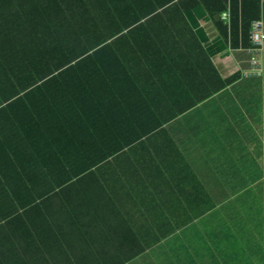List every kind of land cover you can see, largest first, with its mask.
<instances>
[{
	"label": "crops",
	"instance_id": "obj_1",
	"mask_svg": "<svg viewBox=\"0 0 264 264\" xmlns=\"http://www.w3.org/2000/svg\"><path fill=\"white\" fill-rule=\"evenodd\" d=\"M95 1L74 0L73 4L80 13L82 5ZM70 3L0 0V108L10 107L0 116L1 125L13 129L21 119L24 101L10 106L18 96L12 93L23 94L22 78L39 74L23 70V59L25 55L35 58L44 40L56 42V29H62L57 22L69 19L65 6ZM227 11L228 7L223 12ZM222 13L211 17L202 7L187 12L197 42L187 53L178 48L170 54L146 50V64L136 67L133 50L127 48L130 68L117 73L113 84L96 82L90 91L101 95L97 106L110 103L122 129L154 123L149 116L152 107L183 111L163 122L161 131L142 134L136 143L114 153L112 164L97 166L94 174L78 182L32 185L57 191L30 210L32 238H40L39 244L44 245L38 247L33 240L31 249H25L31 264H236L220 246L230 222L222 229L216 220L223 216L230 220L229 212L240 204H257L264 217V48L262 74L244 77L248 46L235 38L231 42L230 32L222 33L220 28L229 26ZM254 20L264 25V0ZM205 57L222 78H232L217 91ZM69 73L81 75L76 70ZM12 77L15 85L9 80ZM210 91L211 95L200 98ZM132 137L120 132L112 139ZM1 151L5 147L0 145ZM3 159L0 163L5 164ZM71 170L65 166L54 171ZM229 204L235 207L217 213V208ZM261 232L264 264V220ZM26 233L20 231L22 236ZM200 235L208 237L207 245L184 244V238ZM252 238L247 252L254 255L260 244ZM245 264H249L247 257Z\"/></svg>",
	"mask_w": 264,
	"mask_h": 264
},
{
	"label": "trees",
	"instance_id": "obj_2",
	"mask_svg": "<svg viewBox=\"0 0 264 264\" xmlns=\"http://www.w3.org/2000/svg\"><path fill=\"white\" fill-rule=\"evenodd\" d=\"M70 1L65 6L69 19L57 22L62 29H56V42L48 44L44 40L35 58L25 55L23 59V70H37L39 74L22 78L23 94L12 93L18 96L10 100V106L24 101L21 119L13 129L10 124H0V145L5 147L0 160L4 156L6 161L0 163V264H31L25 249H31L33 240L36 246L44 248L39 244L40 238H32L29 213L33 204L39 205V201L57 190L32 187L35 182H51L53 186L65 181L78 182L94 174L97 166L112 164L113 154L136 143L142 134L161 131L163 122L183 111L152 107L149 116L154 123L135 124L126 130L116 124L121 119L114 117L110 103L97 106L101 95L90 90L98 80L113 84L117 73L130 68L132 58L127 48L133 50L136 67L146 64V50L156 49L159 53L163 49L170 54L178 48L187 53L186 49L197 42L186 14L198 7L211 17L228 7L229 26L224 24L220 29L226 36L230 32L231 42L235 38L247 47L251 21L260 15V0H96L93 5H82L80 13L76 12L74 0ZM220 20L217 18V23ZM205 59L210 74H215L216 91L232 80L222 78L212 62ZM70 70L81 75L72 76ZM9 80L15 85V78ZM7 110L9 106L0 108V116ZM70 115L73 117H66ZM120 132L133 137L113 140L112 136ZM19 142L24 146H15ZM65 166L72 170L58 171L59 174L54 171ZM24 229L27 233L22 236L20 231Z\"/></svg>",
	"mask_w": 264,
	"mask_h": 264
},
{
	"label": "rangeland",
	"instance_id": "obj_3",
	"mask_svg": "<svg viewBox=\"0 0 264 264\" xmlns=\"http://www.w3.org/2000/svg\"><path fill=\"white\" fill-rule=\"evenodd\" d=\"M232 205H225L217 208V213H227V210L234 208ZM229 212L230 220H226V216L219 217L216 220L217 227L224 229V224L230 222L227 232L221 238V245L226 248V254L233 259L236 264H245L246 257L249 264H261L262 246H261V224L264 217L261 215L257 204L244 205L240 204L238 208ZM226 220V221H225ZM252 235L258 239L257 254L248 253L251 248ZM185 245L198 243L199 245H207L208 237L200 235L198 238H184ZM240 258H242L240 260Z\"/></svg>",
	"mask_w": 264,
	"mask_h": 264
},
{
	"label": "built area",
	"instance_id": "obj_4",
	"mask_svg": "<svg viewBox=\"0 0 264 264\" xmlns=\"http://www.w3.org/2000/svg\"><path fill=\"white\" fill-rule=\"evenodd\" d=\"M222 18L228 20L229 12H223ZM250 45L245 49L248 55V68L242 75L244 77L260 76L263 71L262 51L264 48V25L262 20L251 22L249 33Z\"/></svg>",
	"mask_w": 264,
	"mask_h": 264
}]
</instances>
